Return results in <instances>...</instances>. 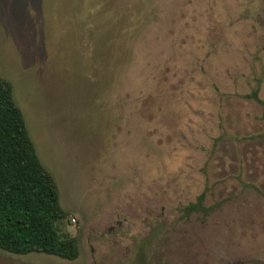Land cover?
I'll list each match as a JSON object with an SVG mask.
<instances>
[{
  "label": "rangeland",
  "instance_id": "374dc122",
  "mask_svg": "<svg viewBox=\"0 0 264 264\" xmlns=\"http://www.w3.org/2000/svg\"><path fill=\"white\" fill-rule=\"evenodd\" d=\"M0 77L78 246L0 264H264V0H0Z\"/></svg>",
  "mask_w": 264,
  "mask_h": 264
},
{
  "label": "trees",
  "instance_id": "16d2710c",
  "mask_svg": "<svg viewBox=\"0 0 264 264\" xmlns=\"http://www.w3.org/2000/svg\"><path fill=\"white\" fill-rule=\"evenodd\" d=\"M247 97L258 99L255 90ZM202 197L200 193L195 202L187 203L185 214L202 209ZM65 215L58 204L53 178L39 161L22 113L12 98L11 84L0 77V249L75 259L76 239L57 227Z\"/></svg>",
  "mask_w": 264,
  "mask_h": 264
}]
</instances>
